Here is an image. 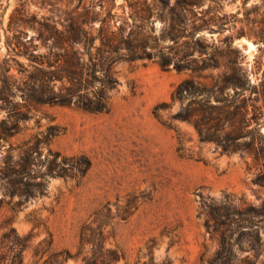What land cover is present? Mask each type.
Returning <instances> with one entry per match:
<instances>
[{
	"label": "rangeland",
	"instance_id": "rangeland-1",
	"mask_svg": "<svg viewBox=\"0 0 264 264\" xmlns=\"http://www.w3.org/2000/svg\"><path fill=\"white\" fill-rule=\"evenodd\" d=\"M167 2L163 9L153 10L150 22L136 36L149 50L162 49L173 56L190 52L186 37L173 42L167 31L171 15L177 22L178 17L191 18L213 28L196 33L203 39L201 56L226 54V42L231 40L251 80L262 78L264 53L259 46L263 45L257 40L264 32V0H191L186 13L175 0ZM21 3L30 12L50 14L48 6L40 7L33 0H0V61L8 56L5 40L12 35L9 15ZM115 4L118 15L132 11L126 0H115ZM94 9L99 11V6ZM179 24L176 28H181ZM97 26L95 20L93 27ZM25 31L27 37L34 33L30 27ZM223 69L220 66L203 73L217 75ZM115 71L119 84L110 92L107 112L23 103L19 93L13 98L28 118L20 122L13 137L0 139V156L9 144L16 147L36 134L47 133L43 154L50 147L60 152L59 159L65 156L75 161L85 155L91 161L83 175L74 170L71 176L50 177L44 196L22 204H17L16 196L5 198L0 207V232L13 226L20 234L31 235L23 264H82L90 246L80 243V236L87 232L84 226L97 223L96 218L105 222V245L122 254L116 264H205L217 243L206 232L199 214L201 196L219 198L231 193L255 203L264 199L263 186L251 181L259 170L251 157L220 153L213 143L200 142L192 125L171 119L179 108L171 94L191 75L190 70L171 66L164 70L152 57L120 62ZM11 72L19 77L15 67ZM262 102L261 98L258 104ZM3 104L0 100V106ZM3 117L5 110L0 107V119ZM261 132L264 134V125Z\"/></svg>",
	"mask_w": 264,
	"mask_h": 264
},
{
	"label": "trees",
	"instance_id": "trees-1",
	"mask_svg": "<svg viewBox=\"0 0 264 264\" xmlns=\"http://www.w3.org/2000/svg\"><path fill=\"white\" fill-rule=\"evenodd\" d=\"M33 1L40 7L48 6L50 14L30 12L21 3L9 15L12 35L5 40L8 56L0 61V100L4 102L0 107L5 110V117L0 119V139L13 137L20 130V122L28 118L22 105L13 100L17 93L23 103L74 105L88 112H107L110 92L119 84L117 64L153 57L164 70L171 66L191 71L171 94L172 100L179 102L171 119L192 125L198 140L213 143L220 153L251 157L259 166L251 181L264 188V73L260 80L252 81L231 40L226 42V54L203 57V39L196 33L213 28L186 17H178L177 22L171 15L167 37L173 42L186 37L184 43L191 51L181 56L162 49L152 52L136 36L150 22L153 10L163 9L167 0H126L132 11L123 16L114 11L115 0ZM96 5L99 11H95ZM175 5L186 13L192 2L175 0ZM95 20L97 27H93ZM179 22L182 26L176 28ZM26 27L34 29L29 37ZM262 33L257 41L264 53ZM220 66L224 69L217 75L203 73ZM13 67L19 74L17 78L11 72ZM261 98L263 102L258 104ZM48 139L47 133L36 134L16 147L9 144L0 156V207L6 197L9 200L16 196L17 204H22L46 195L50 177L71 176L74 170L83 175L90 168L91 161L85 155L77 156L75 161L65 156L59 159L60 152L50 147L43 154L41 147L48 144ZM199 214L206 232L217 243L205 264H264V199L255 203L231 193L219 198L201 196ZM96 221L95 225L84 226L87 232L80 236V243L90 246L82 264H116L122 254L105 245V222ZM30 236L20 234L13 226L5 227L0 232V264H23Z\"/></svg>",
	"mask_w": 264,
	"mask_h": 264
}]
</instances>
